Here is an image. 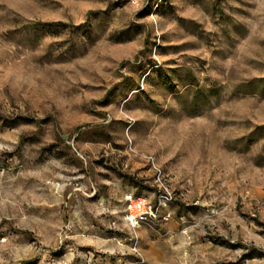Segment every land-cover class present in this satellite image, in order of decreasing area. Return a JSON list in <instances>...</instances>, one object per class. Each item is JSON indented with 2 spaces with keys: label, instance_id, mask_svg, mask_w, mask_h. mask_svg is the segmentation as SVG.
Returning <instances> with one entry per match:
<instances>
[{
  "label": "rangeland",
  "instance_id": "374dc122",
  "mask_svg": "<svg viewBox=\"0 0 264 264\" xmlns=\"http://www.w3.org/2000/svg\"><path fill=\"white\" fill-rule=\"evenodd\" d=\"M0 264H264V0H0Z\"/></svg>",
  "mask_w": 264,
  "mask_h": 264
},
{
  "label": "built area",
  "instance_id": "2783aa9c",
  "mask_svg": "<svg viewBox=\"0 0 264 264\" xmlns=\"http://www.w3.org/2000/svg\"><path fill=\"white\" fill-rule=\"evenodd\" d=\"M154 183L156 192L153 198L134 193L123 195V220L129 229L136 230L142 225L166 222L171 218L167 206L173 200V193L158 169Z\"/></svg>",
  "mask_w": 264,
  "mask_h": 264
},
{
  "label": "crops",
  "instance_id": "0c3cea01",
  "mask_svg": "<svg viewBox=\"0 0 264 264\" xmlns=\"http://www.w3.org/2000/svg\"><path fill=\"white\" fill-rule=\"evenodd\" d=\"M126 193H132V192H126ZM126 193H124L123 195H125ZM123 195H122V198H123ZM124 207V204H123V201H122V203H121V207ZM124 210V209H123Z\"/></svg>",
  "mask_w": 264,
  "mask_h": 264
}]
</instances>
